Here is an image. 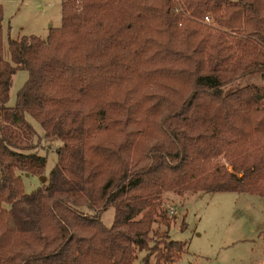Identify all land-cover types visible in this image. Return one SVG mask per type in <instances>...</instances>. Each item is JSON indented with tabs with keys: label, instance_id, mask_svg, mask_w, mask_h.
I'll return each instance as SVG.
<instances>
[{
	"label": "trees",
	"instance_id": "16d2710c",
	"mask_svg": "<svg viewBox=\"0 0 264 264\" xmlns=\"http://www.w3.org/2000/svg\"><path fill=\"white\" fill-rule=\"evenodd\" d=\"M2 20L0 264H159L184 244L153 228L177 218L163 192L264 196V82L227 88L264 78V0H61L45 37L6 40Z\"/></svg>",
	"mask_w": 264,
	"mask_h": 264
},
{
	"label": "rangeland",
	"instance_id": "374dc122",
	"mask_svg": "<svg viewBox=\"0 0 264 264\" xmlns=\"http://www.w3.org/2000/svg\"><path fill=\"white\" fill-rule=\"evenodd\" d=\"M0 5L5 40L31 33L45 37L50 26L61 24V0H0ZM27 76L24 68L13 73L8 104H14L17 91ZM238 81L262 84L264 78L259 73L244 75L229 83L227 88ZM27 117L37 133H41L39 123ZM57 144L59 141H40L38 152L46 158L45 167L40 174L23 176L27 192L48 183L50 170L56 163ZM161 197L163 203L171 204L170 212L176 213L177 218L170 226L155 222L153 228L163 230L165 239L184 244L181 249L172 250L169 261L165 260L166 242L162 243L159 264H264V196L227 190L183 194L165 191ZM113 216L114 208L108 206L101 218L109 225ZM183 218L184 225L181 224ZM147 252L148 249L137 250L132 264H158L153 253L149 254L148 262L144 260Z\"/></svg>",
	"mask_w": 264,
	"mask_h": 264
},
{
	"label": "built area",
	"instance_id": "2783aa9c",
	"mask_svg": "<svg viewBox=\"0 0 264 264\" xmlns=\"http://www.w3.org/2000/svg\"><path fill=\"white\" fill-rule=\"evenodd\" d=\"M208 18H209V16L206 15V16H205V19H208Z\"/></svg>",
	"mask_w": 264,
	"mask_h": 264
}]
</instances>
